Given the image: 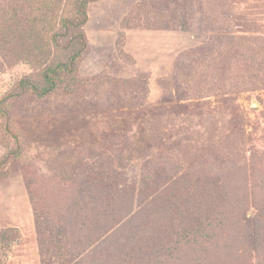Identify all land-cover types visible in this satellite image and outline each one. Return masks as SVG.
I'll use <instances>...</instances> for the list:
<instances>
[{
  "label": "rangeland",
  "instance_id": "obj_1",
  "mask_svg": "<svg viewBox=\"0 0 264 264\" xmlns=\"http://www.w3.org/2000/svg\"><path fill=\"white\" fill-rule=\"evenodd\" d=\"M26 1L0 0V264H264V0L90 1L48 79Z\"/></svg>",
  "mask_w": 264,
  "mask_h": 264
},
{
  "label": "trees",
  "instance_id": "obj_2",
  "mask_svg": "<svg viewBox=\"0 0 264 264\" xmlns=\"http://www.w3.org/2000/svg\"><path fill=\"white\" fill-rule=\"evenodd\" d=\"M90 1L94 0H27V6L30 10L28 12L25 11L21 18L25 21V27H29L28 30H30L29 32L31 35L25 37L27 41L26 44L32 53L30 54V59H27L28 62L32 63L36 69L40 66L41 68L43 66L46 70L50 69L54 61L52 47L54 46L57 49L59 45H61L58 37H65L69 34L72 38H70L69 43L64 47L68 48L70 55L69 58L64 61L63 67L67 72L75 74L78 59L87 47L83 25L87 20L86 7ZM144 2L145 0L141 3ZM20 7L21 9L27 8L24 3H21ZM80 14L82 15L80 16ZM18 15V13L14 14L15 17ZM125 20H127V18L124 19V22ZM70 30L73 32L68 33ZM62 31L64 34L59 35ZM194 58L193 65L195 67L197 64V57ZM200 61H202V59ZM44 64H48V66L45 67ZM194 67L191 66L188 73L184 74L180 70L178 74L181 76L186 75L187 78L191 77L192 72H195L193 70ZM51 72L52 71L47 70L40 75L48 79V75ZM182 81L185 82V80ZM45 91L46 89H42L40 94H44Z\"/></svg>",
  "mask_w": 264,
  "mask_h": 264
}]
</instances>
